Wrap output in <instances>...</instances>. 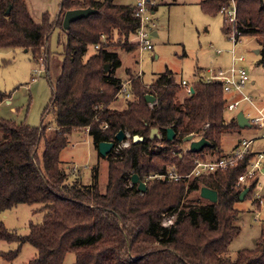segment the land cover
Segmentation results:
<instances>
[{"label": "trees", "instance_id": "1", "mask_svg": "<svg viewBox=\"0 0 264 264\" xmlns=\"http://www.w3.org/2000/svg\"><path fill=\"white\" fill-rule=\"evenodd\" d=\"M229 1L201 0L200 6L206 15L217 16ZM235 3L236 27L242 36L261 39L264 0ZM86 8L96 13L65 30L66 12ZM223 23L227 35L229 28ZM138 25L132 5L118 0H61L55 19L46 12L41 22L35 21L26 0H0V49L32 50L49 63L52 32L61 29L66 36L61 73L49 80L51 99L40 127L0 117V212L20 204H43L47 212L41 223L30 225L28 235L11 231L0 220V241L19 244L15 251L0 252V258L13 261L25 244H31L38 254L28 264H63L70 252L76 255L75 264H264V221L253 248L242 249L236 259L227 256L241 233L236 203L246 188L244 200L255 188V181L236 186L249 158L227 170L188 176L197 159L222 158V137L241 130L236 116H226L222 84L207 82L204 72L196 70L189 84L194 92L183 96L184 87L169 69L150 85L129 69L128 78L122 79L114 71L121 61L113 49L118 45L138 50L132 41ZM259 45L264 63V42L259 40ZM91 47L95 52L88 55ZM124 82H129L130 98L124 108H117L115 97ZM147 95L155 101L147 102ZM9 98L0 91V102ZM50 113L54 123L45 124ZM86 128L97 148L102 142L117 147L120 131L130 135L127 148L107 156L104 191L97 169L87 184L61 162L70 136ZM169 129L175 132L173 140L167 138ZM135 136L143 140L134 142ZM190 136L205 138L210 145L201 151L186 149ZM170 172L179 178L150 177ZM134 174L146 183V191L129 186ZM203 187L217 192V202L201 196ZM174 215V223L164 226L165 217Z\"/></svg>", "mask_w": 264, "mask_h": 264}, {"label": "rangeland", "instance_id": "2", "mask_svg": "<svg viewBox=\"0 0 264 264\" xmlns=\"http://www.w3.org/2000/svg\"><path fill=\"white\" fill-rule=\"evenodd\" d=\"M118 1L126 4L133 2ZM200 2L201 0H159L156 12L150 14L151 24L155 25L152 34L153 50L141 54L137 49L127 51L115 45L113 50L117 52L121 64L115 66L114 71L126 80V71L129 68L138 73L145 84L150 85L169 69L175 80L181 84L183 79L192 82L197 69L202 72L209 68L231 69L236 54L244 57L237 68H244L250 80L241 92L228 94L227 98L234 101L244 96L251 97V102H243L239 111H243L245 115L257 116L259 112H264V63L255 51L260 47L259 40L264 42V36L261 39L243 36L236 45L222 30L224 16L220 13L217 16L206 15ZM155 32L157 36H154ZM65 42L63 30L55 29L47 44L50 52L49 63L45 55L41 58L35 57L32 50L0 49V91L10 96L9 100L0 102L1 118L40 127L43 112L51 99L49 80H56L61 73V53L64 51ZM92 52H95L93 47L89 49L88 55ZM35 71L39 74H35ZM182 95H187L186 88ZM125 104L126 98L122 95L114 106L124 108ZM225 112L228 118L237 116V113H228L226 110ZM54 120V115L50 113L45 117V124H53ZM126 134V140L118 142V146L113 149L115 152L131 144L130 135ZM258 135L259 132L250 127L225 134L221 140V154L226 156L233 152L240 139ZM69 139L68 146L60 155L63 165L72 170L73 177L82 176V181L87 184L92 182V172L97 169L100 188L104 191L108 184V155L104 157L100 154L93 137L87 134L85 129L75 131ZM189 147L190 142L187 141L185 148ZM42 150L41 147L40 153ZM134 185L137 184H133L130 179L129 186ZM256 191L263 193L262 189ZM43 207V204H20L0 212V220L11 231L28 235L30 225L41 223L47 214ZM236 207L241 211L237 220L241 233L230 244L227 256L231 259H236L242 249H251L256 245L264 221V212L258 214L259 218L256 217L258 208L251 194L245 200L238 201ZM176 218L177 215L165 217L163 225L169 227ZM18 248V243L0 241V252L8 253ZM37 254L38 250L34 246L25 244L15 260L6 261L0 258V264H28ZM75 262L76 255L70 252L63 264Z\"/></svg>", "mask_w": 264, "mask_h": 264}, {"label": "built area", "instance_id": "3", "mask_svg": "<svg viewBox=\"0 0 264 264\" xmlns=\"http://www.w3.org/2000/svg\"><path fill=\"white\" fill-rule=\"evenodd\" d=\"M132 8L134 17L138 20V28L133 38V42L137 45L139 53L153 50L152 34L155 27L151 24L150 14L154 13V7L158 6V0H132ZM235 0H230L224 5L220 14L224 16L227 27L229 28L227 37L233 41L236 45L240 43L243 37L241 32L236 27L237 12H236ZM105 37H103V40ZM95 49H99V45H95ZM220 53V51H217ZM244 60V57L234 55V66L231 69H212L209 68L203 73V79L207 82H219L222 84L225 96L226 104L225 110L229 113H238L243 102H251L252 98L244 96L234 101H229L227 98L228 94L241 92L246 83L250 80L247 71L244 68H237L239 63ZM39 72L35 71V74ZM181 85L190 92L189 83L186 80L181 82ZM129 82H124L122 88L116 95V99L124 95L125 98H130L128 90ZM236 115V114H235ZM250 123V128H254L259 132L256 137L243 138L238 141L233 152L223 156L216 161H203L197 159L195 166L191 172V176H200L206 173H211L217 170H227L229 166L237 164L249 158L247 170L242 173L237 181L236 186L242 187L247 183L255 181V188L252 191L253 200L257 205V215L264 212V112L261 111L257 116H251L250 114L245 115ZM85 131L89 132L86 128ZM190 175H188L190 177ZM151 178H162L177 179L179 175L176 173L168 174H154ZM183 177V176H182ZM262 189L263 193L256 191Z\"/></svg>", "mask_w": 264, "mask_h": 264}, {"label": "water", "instance_id": "4", "mask_svg": "<svg viewBox=\"0 0 264 264\" xmlns=\"http://www.w3.org/2000/svg\"><path fill=\"white\" fill-rule=\"evenodd\" d=\"M8 12H10V9L8 10ZM94 13H96V10H94L92 8L75 9V10L67 11L65 16H64L63 27L65 30H69L72 22L77 21V20L82 19V18L89 17L90 15H92ZM154 36H157V34L154 33ZM255 53L259 54V50H256ZM105 70H106V72L109 70L108 65L106 66ZM193 92H194L193 87H191V93H193ZM146 100L149 103H153L155 101V97L152 95H147ZM236 119H237L238 125L241 129H244L246 127H250V123H249L247 117L244 115L243 111L238 112ZM155 133H156V131H154L152 133V136H154ZM126 138H127V134L125 131H120L116 135V140L119 143L126 140ZM167 138L169 140H173L175 138V132L173 129L168 130ZM142 140H143L142 137H139V136L134 137V142H138V141H142ZM186 141L190 142V149L193 151H201L205 146L210 145V142L207 141L205 138L194 140L193 137L190 136V137H187ZM114 148H115L114 142H102L98 146L100 154L104 157H106ZM132 183L137 184L138 189L141 192H144L147 189L146 183L144 181H142L141 178L137 174L132 175ZM248 192H249V188H246L241 193L240 200H244V198L248 194ZM201 196L203 198L211 201V202H217V200H218L217 192L215 190H212V189L207 188V187H203L201 189Z\"/></svg>", "mask_w": 264, "mask_h": 264}, {"label": "crops", "instance_id": "5", "mask_svg": "<svg viewBox=\"0 0 264 264\" xmlns=\"http://www.w3.org/2000/svg\"><path fill=\"white\" fill-rule=\"evenodd\" d=\"M26 2H27V5H28V7L31 11V14L34 17L35 21L41 22L42 16L46 12L50 13L52 20L55 19V17L57 16V14L59 12V6L61 3V0H53L52 2L46 1V0H26ZM154 12H156V10H154ZM155 33L157 34V32H155ZM197 70L202 71L201 69H197ZM183 80H185V79H183ZM186 81L189 84L191 83L188 80H186ZM7 100H9V99H7ZM244 115H245V113H244ZM246 128H249V127H246Z\"/></svg>", "mask_w": 264, "mask_h": 264}]
</instances>
